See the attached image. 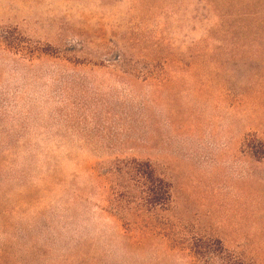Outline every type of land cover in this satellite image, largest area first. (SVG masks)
<instances>
[{
    "label": "rangeland",
    "instance_id": "374dc122",
    "mask_svg": "<svg viewBox=\"0 0 264 264\" xmlns=\"http://www.w3.org/2000/svg\"><path fill=\"white\" fill-rule=\"evenodd\" d=\"M7 28L0 264H264V0H0ZM132 159L170 204L128 194Z\"/></svg>",
    "mask_w": 264,
    "mask_h": 264
},
{
    "label": "trees",
    "instance_id": "16d2710c",
    "mask_svg": "<svg viewBox=\"0 0 264 264\" xmlns=\"http://www.w3.org/2000/svg\"><path fill=\"white\" fill-rule=\"evenodd\" d=\"M14 32L15 30L7 28L6 31H1L0 37L7 46L19 50L17 47L21 41L14 39ZM116 173L122 182L137 184V190L134 187H128V194L137 198V201H141L145 208L156 209L171 203L173 183L161 175L152 162L132 159L123 166H119ZM193 248L196 256L210 257L219 264H247L243 259L228 252L218 239L213 242H204L200 239Z\"/></svg>",
    "mask_w": 264,
    "mask_h": 264
}]
</instances>
